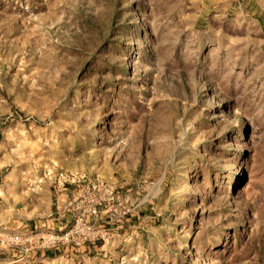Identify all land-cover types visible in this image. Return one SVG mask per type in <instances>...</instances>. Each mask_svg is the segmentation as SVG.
<instances>
[{
	"label": "rangeland",
	"instance_id": "obj_1",
	"mask_svg": "<svg viewBox=\"0 0 264 264\" xmlns=\"http://www.w3.org/2000/svg\"><path fill=\"white\" fill-rule=\"evenodd\" d=\"M0 188L94 228L27 264H264V0H0Z\"/></svg>",
	"mask_w": 264,
	"mask_h": 264
},
{
	"label": "built area",
	"instance_id": "obj_2",
	"mask_svg": "<svg viewBox=\"0 0 264 264\" xmlns=\"http://www.w3.org/2000/svg\"><path fill=\"white\" fill-rule=\"evenodd\" d=\"M79 177L75 175H62L57 174L55 181L61 188L65 184H75L79 182ZM95 208L92 205L89 208V215H95ZM94 228L92 224L86 221L81 214L76 215L69 226L60 232L55 233H38L34 231L27 234L28 236L22 238L18 233H13L9 236L8 240L0 241L1 244L16 247L13 258L6 264H23L24 258L30 249H36L37 247L47 246L55 247L58 244L62 245L67 243L82 244L89 241V236L93 235ZM27 264V263H26Z\"/></svg>",
	"mask_w": 264,
	"mask_h": 264
},
{
	"label": "crops",
	"instance_id": "obj_3",
	"mask_svg": "<svg viewBox=\"0 0 264 264\" xmlns=\"http://www.w3.org/2000/svg\"><path fill=\"white\" fill-rule=\"evenodd\" d=\"M14 189V188H13ZM0 192H1V188H0ZM7 192H10L12 193L13 196H17L18 195V192L15 191V190H8ZM9 194V193H8ZM4 194H2L3 196ZM20 209H16V211H9L8 214H7V217H11L12 219H8L7 221H4V218L6 216V213H2L0 214V239H3L4 237H6V235H8L9 233H18L21 231H25V228L22 229V226L26 224V222H20L19 219L22 217L21 216V213L19 212ZM47 215V213H43V212H39V213H34V212H30V214L28 215L29 218L32 217V220L31 221V227H33V229H35L37 226H40L41 225V228H43L42 230H45V229H54V225H56V223L58 222L59 224H61V226H57V230L60 229L62 226H65V224H62L61 223V215L59 213H56V217H51L50 219H43L42 218H45ZM55 220L57 221L56 223H52V221ZM42 224H44V226L42 227ZM21 227V228H20ZM19 229V230H18ZM51 252L50 250L48 251V253ZM14 251L13 250H9V249H6L4 248L2 245H0V264H3V263H6L7 261H9L10 259H12V257L14 256ZM32 253H27L25 258H24V263L23 264H26V263H29V260L28 258H31L32 256ZM46 253V256L47 254ZM40 255H43V253H40ZM32 262H33V259H32Z\"/></svg>",
	"mask_w": 264,
	"mask_h": 264
}]
</instances>
